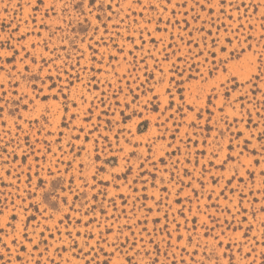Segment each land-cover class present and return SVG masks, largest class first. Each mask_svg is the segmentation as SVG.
Instances as JSON below:
<instances>
[{
    "label": "rangeland",
    "instance_id": "1",
    "mask_svg": "<svg viewBox=\"0 0 264 264\" xmlns=\"http://www.w3.org/2000/svg\"><path fill=\"white\" fill-rule=\"evenodd\" d=\"M110 2L111 11L105 7L88 14L85 9L81 14L71 7L72 0H45L39 11L29 7L31 0H0V40L10 38V44L19 49L17 39L27 33L21 43L36 58L35 64H31L32 56L25 61L30 68L23 76L13 73L20 85L13 88V96L16 92H26L27 109L21 107L16 116H9L5 110L7 127L0 125V149L11 145L6 154L7 163L0 158V209L3 210L0 224L10 220L13 214L21 220L29 218V239L40 241L41 250L47 248L42 264H48V258L54 259L55 264H88L89 261L91 264H129V261L152 264L153 259L158 264H173V260L181 264L182 259L188 264H215V257L208 259L213 251H225L227 256L234 257L232 264H253L252 258H246L250 248H255L252 253L255 264H262L264 212L260 208L264 204V177L260 171L264 159L252 155L258 141L252 139L238 159L236 152H232L234 159L224 169L219 168L220 160L212 153L217 152L223 159L229 151V140L239 151L250 132L258 135L264 127V121L257 126L258 117L253 108L261 99L264 83L253 78L251 85L240 87L241 81L256 71L248 63L250 60L259 57L264 65V28L261 27L264 0H230L231 7L226 4L224 13L216 7L210 19L207 7L202 10L196 6L192 10L195 0H187V7H176L175 16L173 5H184L185 0H172V4L165 5L167 11L160 7L164 0ZM149 2L156 5V10L148 8ZM65 4L69 8L62 11ZM196 16L199 19H194ZM239 25L243 27L237 32ZM248 37L251 49L245 44ZM31 43L36 44L35 49ZM121 47L123 53L119 51ZM222 47L235 53L227 65L220 63L225 56L220 51ZM240 53L243 55L237 61ZM24 54L21 51V56ZM20 58H16L17 69L23 68L18 63ZM45 60L50 62L45 65ZM5 76L6 73H0V79ZM256 85L261 91H256ZM5 87L11 86L5 81ZM244 93L248 94L242 103L252 111L251 123L241 122L248 117L241 115L244 110L240 103H235L234 109L228 106ZM248 100L252 104H247ZM221 106L223 112L219 110ZM20 116L24 119L19 120ZM129 116L131 119H127ZM193 121L196 127L190 126ZM17 123L22 131L15 126ZM219 130L224 131L223 136H219ZM240 131L244 135L237 139ZM189 153L193 161L198 159L204 165L203 175L199 165L185 160ZM4 155L0 152V157ZM23 155L27 156L26 161ZM257 159H261L259 166L255 164ZM176 160L180 161L176 167L181 169L178 175L184 183L189 180L183 175L184 167L204 180L206 187L199 211L195 198L191 204L183 199L190 193L186 187L180 194L182 203H175L179 186L168 181ZM233 169L244 176L243 184L238 182L239 178L232 182L231 188L237 190L235 194L225 188V179L215 184L212 180V177H227ZM248 173L254 175L250 177ZM165 187L171 195L163 191ZM221 189L224 195L217 201ZM240 192L245 199L238 211ZM208 194L212 195L211 201L207 200ZM153 195L162 201L159 212L151 199ZM145 196L149 198L144 199ZM217 203L219 208L209 206L208 213L218 221H231V228L216 227L205 236L206 228L201 223L207 220L203 215L205 205ZM144 205L152 207V211L148 212ZM182 207L187 223L177 212ZM225 207L230 212L223 211ZM33 216L35 219H30ZM49 216L51 219H47ZM145 216L147 223L143 222ZM157 216L160 222L154 224ZM173 216L181 225L179 233L174 231ZM12 222L17 224V231L12 233L8 229L10 234L5 238L12 248L9 253L12 264H35L39 252L33 251L29 258L27 251H21V244L29 249L33 245L20 236L19 221ZM165 223L172 232L171 247L162 231ZM37 224L40 227L33 235V226ZM208 226L212 227L211 221ZM249 228L244 238L242 234ZM222 230L225 231L221 237L223 249L213 239ZM178 234L184 239L177 241ZM189 235L191 245L187 242ZM13 236L19 237L17 245H11ZM230 240L235 243L229 248ZM4 251L0 246V252ZM17 254L23 261L16 260ZM7 259L5 256L0 264H7ZM225 260L222 257L219 264H225Z\"/></svg>",
    "mask_w": 264,
    "mask_h": 264
},
{
    "label": "snow or ice",
    "instance_id": "2",
    "mask_svg": "<svg viewBox=\"0 0 264 264\" xmlns=\"http://www.w3.org/2000/svg\"><path fill=\"white\" fill-rule=\"evenodd\" d=\"M44 2H45V0H31L29 7H32L34 9V11H39L40 7L44 4ZM136 2L142 3V0H136ZM166 4H172V0H164V3L160 5V7L164 11L168 10L165 7ZM226 4L229 7L232 6L230 0H195V2L193 3L192 10L194 11L196 6H200L202 10L205 7H207L209 9V19H210L211 18V12L214 11L216 7H218L220 9L221 13H224ZM180 6L187 7V0H185L184 5H179V4L173 5V12H172L173 16L176 15L175 8L180 7ZM71 7L76 9V10H79V12L81 14H83L84 10L87 9L88 14H91L93 9H95L96 11H102L105 7H107L109 9V11H111L112 4H111L110 0H72ZM117 7H119V4H117ZM68 8H69V5L65 4L62 8V11H67ZM148 8H150L151 10H156V5L149 2ZM236 10L239 11V5L236 6ZM45 14H47V13H45ZM141 15H143V13H141ZM184 15H187V13H185ZM97 19H99V17H97ZM108 19H111V16H108ZM194 19H199V16L194 17ZM229 19H231V17H229ZM262 19H264V17H262ZM148 22L151 23L152 21L149 20ZM41 23L43 24V22H41ZM169 23L171 24L172 21H169ZM176 23L179 24L180 21H176ZM184 23H185V25H187V20H185ZM105 27H107V26L105 25ZM242 27H243V25H239V27L236 29V31L238 32L239 29ZM261 27L264 28V23H262ZM98 30H99L98 28L95 29V31H98ZM16 31H19L18 27H17ZM198 31H202V29H198ZM209 34H211V33H209ZM26 38H27V33H23L17 39V44H20L19 49L16 48V45L10 44V38L0 40V73H6V76L3 79H0V125H2L3 127H7V121L4 120L5 110L8 111L9 116H16L21 107L24 108L25 110L28 107L27 93L26 92L25 93L16 92L15 95L13 96V88H19V86H20L19 81L16 79L15 76H13V73L16 72L18 75L23 76L24 73L29 71L30 66L28 64H25V61L28 59L29 56H32L31 64L36 63V58L34 55H32L31 52L28 51V46L21 43V41L25 40ZM249 38L250 37L245 39V44L247 45L248 49H251L252 46L250 44H247V39H249ZM101 39H103V38L101 37ZM128 39L130 40L131 43L135 44L134 40H132L131 38H128ZM141 39H142V37H141ZM181 39L183 40V37H181ZM262 39H264V37H262ZM189 43H191V41H189ZM228 43L230 44L231 40H229ZM215 46H216V43L214 41L213 47H215ZM35 47H36V44L31 43V48L35 49ZM89 47H91V44H89ZM168 47H171V45H168ZM45 48H47V44H45ZM5 49H7V51H5ZM21 51H23L25 53L23 56H21ZM119 51L121 53H123V48L121 47L119 49ZM220 51L225 54L224 58L220 61V63L222 65H227L230 62V60L232 59L233 55H235V53L229 52L227 47L220 48ZM131 54H132V50L129 51V55H131ZM173 55H175V53H173ZM200 55H203V53L201 52ZM212 55H213V58L215 60L216 53L213 52ZM242 55H243V53H240V55H237L236 60L239 61L240 56H242ZM18 56L21 57L18 63L20 65H23V68H21V69H17L16 58ZM113 58H115V57H113ZM42 59H43V57H42ZM166 59H167V57H166ZM259 61H260V58L256 57L255 60H250L248 62L250 64V66L255 67L256 71L250 73L244 80L241 81V85H240L241 88H243L247 85H251L253 78H255L256 80H260L261 83H264V65H262ZM49 62L50 61L45 60V65H47V63H49ZM5 65H11V67L5 68ZM39 71H43V68H40ZM224 71L227 72L228 69L224 68ZM38 78H39L38 76H33V79H38ZM77 79H79V77H77ZM230 79L234 80L235 76H230ZM5 81L11 87H5ZM255 88H256V91H261L259 85H256ZM250 91H251V89H250ZM247 94L248 93H244L243 95H238L234 102H231L228 104L229 107H232L234 109L235 103H240L241 109L244 110L241 113V115L242 116L246 115L248 117L247 121H241L243 123H251L252 122V120H251L252 111L247 109L246 105L244 103H242V101L246 98ZM252 95H253V99H255V92H253ZM135 99H138V97H136ZM133 102H135V100ZM247 104H252V100H248ZM257 105H259V108H257ZM257 105H253V108L256 109V115L258 117V120L256 123H257V126L259 127L260 121H264V91H261V99L257 101ZM165 110H167V109H165ZM219 110L221 112H223L224 107L221 106V108ZM45 111H48V109L45 108ZM135 114L136 113L133 112V115H135ZM18 119L23 120L24 118L22 116H20V117H18ZM127 119H131V116L127 117ZM225 119H226V117H225ZM234 119H235V117H234ZM15 126L17 127L18 130H20V131L23 130L22 127L18 123L15 124ZM190 126L196 127L197 125L193 121ZM229 128H230V126H229ZM177 131H178V129H177ZM7 134L11 135V132H9ZM218 134H219V136H223L224 131L219 130ZM243 135H244L243 131H240L236 138L239 139V137L243 136ZM173 139H175V137H173ZM252 139H257V141H258V147L253 149L252 155L259 156L261 159H264V127H262V128H260V132L258 135H253L250 132L249 136L243 141L244 147L242 149H240L239 151H236V149L233 148L232 142H231V140H229V143L227 145L229 151H228V153L225 154L223 159H220L217 152H213L212 155L216 156V158L218 160H220L219 168L224 169V166L226 164H228L229 161H232L234 159V157L231 155L232 152H236V158L237 159L240 156H243L244 151L247 150V146L251 143ZM205 143H207V140H205ZM10 146L11 145L9 144V145L4 146L2 149H0V152L5 153V155L3 157H0V158L4 159L5 163H7V155L6 154H7L8 147H10ZM32 147H34V146H32ZM171 147H172L171 144H169L168 148H171ZM237 147H239V145H237ZM217 148H219V145H217ZM148 151L151 152V147H149ZM177 151H179V149H177ZM221 151H223V149H221ZM202 154L203 153H201V155ZM133 155H135V153H133ZM190 156H191V153H189V156L185 157V160L187 161V163H194V166L199 165L202 169L201 175H203V172L205 171L204 165H201L200 161L198 159L193 161V159H191ZM23 159L26 161L27 156L23 155ZM261 159L255 160V164L257 166L260 165ZM161 163H164L162 157H161ZM209 163H212V161H209ZM178 164H180L179 160H176L173 163L172 170L169 173L171 178L168 181L169 184L179 186L178 191L176 192L177 199L175 200V203H177V204L182 203V200L180 199V194L184 191V188L186 187V188L190 189V193L186 194L183 199L187 200L188 203L191 204L193 198H195L196 204H197V210L199 211L200 199L202 198L201 194L204 192V189L206 187L204 180L201 177L194 176L192 171H189L187 169V167H184L182 169L183 175L189 177L188 182L184 183L183 177L178 175V173L181 172V169L176 167V165H178ZM153 166H155V165H153ZM140 167L142 168L143 165L141 164ZM30 170H31V168H29V171ZM129 171H131V169H129ZM9 175H11L10 172H9ZM248 175L250 177H252L254 174L248 173ZM260 176L264 177V168L261 169ZM221 178L226 180L225 188H230V190L234 194L236 193L237 190H236V188H231L232 182L234 180H237V178H239L238 182L240 184L244 183V176L241 175V173L239 172L238 169H233V171L231 173H229V175L227 177H219V178L212 177L213 183L214 184L219 183V179H221ZM29 180H30V177H29ZM194 180L196 182L195 187L193 186ZM160 182L163 184V182H164L163 178H161ZM144 183L147 184V181L145 180ZM153 187H156L155 176H153ZM144 191L147 192V189L145 188ZM163 191L168 193L167 187H165L163 189ZM168 194L171 195V193H168ZM223 195H224V189H221V191L216 196L217 201H219L220 197ZM148 198H149L148 196L144 197V199H148ZM151 199L155 202V207L157 208V211L159 212L160 204L162 201L156 195H153L151 197ZM225 199H227V197H225ZM244 199H245L244 193L240 192L239 197H238V204H237V210L238 211H239V208L243 206V200ZM207 200L208 201L212 200L211 194L207 195ZM13 204H14V202H13ZM209 206L219 208V204L217 203L214 205H205V211L203 212V215L205 217H207V220L201 222L202 226L206 228L204 235L207 236L210 232L215 231L216 227H221L224 230L231 228V221L225 219L224 221L221 222V221H218V219H214L213 215H210L207 211V207H209ZM53 207H56V205H53ZM144 207L147 208L148 212L152 211V207H149L147 205H144ZM25 211H26V209H25ZM191 211H192V209L189 207L188 212L191 213ZM223 211L230 212V209L225 207V209ZM260 211L264 212V204L261 205ZM177 212L179 213V215L181 217H184L185 223H187L188 218L184 216V208L182 207V208L178 209ZM2 215H3V210L0 209V216H2ZM252 215H253V219H255V212H253ZM235 218H236L235 215H233L232 220H235ZM30 219H35V217L33 216ZM47 219H51V217L49 216V217H47ZM147 219H148L147 216H145L143 222L147 223ZM167 219H168V213L165 212L164 220L167 221ZM195 219L196 218L194 217L193 223H195ZM244 219L246 221L247 217H245ZM12 221H19L20 236L23 237L25 240H27L29 244L33 245V247L31 249H29V248H27L21 244L20 245L21 251H27L29 253V258H32L31 253L33 251L39 252V257L35 258V264H42V258L44 257V252L47 251V248H45L44 250H41L39 247L40 241L33 242L32 240L29 239V236H28L29 218L25 217L23 220H21V218L15 214H13L11 216L10 220H7L4 223L0 224V246H2L5 249L4 252H0V260H4L5 256H8L7 264H12V257L9 255V253H11V251H12V248L10 247L9 243L5 239L10 234L8 229H11L12 233H15L17 231V224L13 223ZM208 221H211L212 227L208 226ZM153 222H154V224H159V222H160L159 216L155 217ZM60 223H63V219H61ZM172 223L175 225L174 231L179 233V229H180L181 225L177 222L175 216H173ZM261 224H262V226H264V221H261ZM39 227H40L39 224L33 226V228H34L33 233H32L33 235L36 234L35 229H38ZM125 227H128V226L125 225ZM161 227H162V231L164 232V234L168 237V240L166 241V243H168L169 247H171L172 246V242H171L172 232L168 231L167 223L163 224ZM45 229H47V225H45ZM47 230L51 231L50 229H47ZM224 230H222L220 233H218L217 235H215L213 237L214 241L216 242V244L221 249H223L225 247L224 241L221 239V237L225 234ZM235 230L236 229H233V231H235ZM250 230L251 229L249 228L243 232L242 235L244 238L247 237V233ZM57 231H59L58 228H57ZM129 231H131L130 228H129ZM144 231L147 232L148 230L145 228ZM69 235H71V233H69ZM77 235H79V233H77ZM40 236H41V239L43 240V230H41ZM118 238H119V236H117V239ZM18 239H19V237L13 236L11 239V245H17ZM181 239H184V237L178 234L177 235V241H179ZM43 242L46 243V240H44ZM106 242L107 241L105 240V243ZM187 242H188V245L192 244V236L191 235L188 236ZM234 243H235V241L230 240L228 247L230 248L232 246V244H234ZM196 246L199 247V244H197ZM81 251H83V250L81 249ZM184 251H187V246L184 247ZM254 251H255V248H250L248 250V252L246 253V258H252L253 264H255V258L252 257V253ZM146 254H148V253H146ZM260 255H261V259H262V264H264V252H261ZM174 256H175V253H173V257ZM213 257H215V264H219L222 257H226L225 264H232V261L234 259V257L227 256V253L225 251H221L219 253H216L215 251H213L211 253V255L208 256V259L211 261L213 259ZM16 260L18 262H21V261H23V257L21 255L17 254ZM48 264H55V260L52 258H48ZM88 264H91V261H89ZM105 264H107V262H105ZM129 264H131V261H129ZM152 264H158V261L153 259ZM173 264H175L174 260H173ZM181 264H188V262L184 261L182 259Z\"/></svg>",
    "mask_w": 264,
    "mask_h": 264
}]
</instances>
